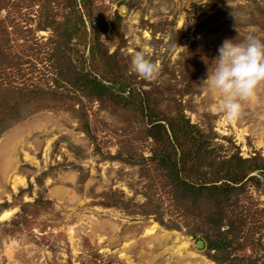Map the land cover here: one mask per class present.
<instances>
[{"label": "rangeland", "instance_id": "1", "mask_svg": "<svg viewBox=\"0 0 264 264\" xmlns=\"http://www.w3.org/2000/svg\"><path fill=\"white\" fill-rule=\"evenodd\" d=\"M249 34L264 0H0V264H264V82L232 120L200 85Z\"/></svg>", "mask_w": 264, "mask_h": 264}, {"label": "clouds", "instance_id": "2", "mask_svg": "<svg viewBox=\"0 0 264 264\" xmlns=\"http://www.w3.org/2000/svg\"><path fill=\"white\" fill-rule=\"evenodd\" d=\"M205 63L208 68L200 85L219 96L224 119L236 118L241 101L252 96L256 86L264 82V41L251 34L242 41L224 39L216 57L205 58ZM130 69L145 80L155 79L158 73L156 63L142 51L130 57Z\"/></svg>", "mask_w": 264, "mask_h": 264}, {"label": "trees", "instance_id": "3", "mask_svg": "<svg viewBox=\"0 0 264 264\" xmlns=\"http://www.w3.org/2000/svg\"><path fill=\"white\" fill-rule=\"evenodd\" d=\"M182 158L185 157V154L181 155ZM234 159H236V161L240 162V163H246L245 159H242L241 157H231L227 163L230 164L231 162L234 161ZM222 170H219L218 172H222ZM225 172V171H224ZM229 172V171H228ZM227 172V173H228ZM223 173V172H222ZM230 174V175H229ZM237 176V177H233ZM179 176V175H178ZM240 176V175H239ZM238 176V172L231 170L228 175L226 177H223L220 175V177L217 178V180H210L209 175H200V176H195L193 179H186L185 176L182 178L181 175L180 177H177L178 180H174L171 181L172 184H175V189L177 192L178 187L184 189V193L186 192H191V199L189 202L192 203V201L197 197L198 195H203L202 191H207L206 193L211 196V195H217L218 193H222L225 192L227 189L229 191H231L233 188H236L238 186H242L243 184H245L250 178H253V176L250 177H246L244 178V176ZM203 178V179H201ZM208 178V179H207ZM206 180H209L208 182H205ZM233 187V188H232ZM179 192V191H178ZM186 196V194H184ZM192 194L196 195L195 198H192ZM219 246V245H216Z\"/></svg>", "mask_w": 264, "mask_h": 264}, {"label": "bare ground", "instance_id": "4", "mask_svg": "<svg viewBox=\"0 0 264 264\" xmlns=\"http://www.w3.org/2000/svg\"><path fill=\"white\" fill-rule=\"evenodd\" d=\"M8 215V212H5V213H3L1 216H0V218L2 219L3 217H6ZM156 226H157V224L155 223L153 226H152V230L154 229V228H156ZM150 231V230H149ZM186 243V242H185ZM184 246V245H183Z\"/></svg>", "mask_w": 264, "mask_h": 264}]
</instances>
